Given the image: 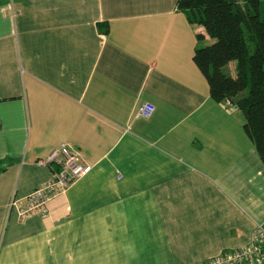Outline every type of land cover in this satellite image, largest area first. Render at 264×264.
Here are the masks:
<instances>
[{"label":"crops","instance_id":"0c3cea01","mask_svg":"<svg viewBox=\"0 0 264 264\" xmlns=\"http://www.w3.org/2000/svg\"><path fill=\"white\" fill-rule=\"evenodd\" d=\"M177 1L0 0V264H198L264 228V164ZM62 144L88 174L20 220Z\"/></svg>","mask_w":264,"mask_h":264},{"label":"trees","instance_id":"16d2710c","mask_svg":"<svg viewBox=\"0 0 264 264\" xmlns=\"http://www.w3.org/2000/svg\"><path fill=\"white\" fill-rule=\"evenodd\" d=\"M177 9L213 40L203 45L204 35L197 34L193 61L210 97L240 110L243 129L264 164V0H178Z\"/></svg>","mask_w":264,"mask_h":264},{"label":"built area","instance_id":"2783aa9c","mask_svg":"<svg viewBox=\"0 0 264 264\" xmlns=\"http://www.w3.org/2000/svg\"><path fill=\"white\" fill-rule=\"evenodd\" d=\"M8 1L11 3L12 0ZM224 103L228 107L233 106L229 101ZM153 112L154 107L145 103L137 109L135 117L148 119ZM39 164L51 166L54 170L45 184L25 197L24 205H19L15 198L11 199L8 208L16 210L20 220H24L32 214H43L45 206L51 198L66 191L85 177L90 169L81 155L66 144L55 148L47 158L39 161ZM198 264H264V228L260 224L256 225L248 245L230 252L220 253Z\"/></svg>","mask_w":264,"mask_h":264},{"label":"rangeland","instance_id":"374dc122","mask_svg":"<svg viewBox=\"0 0 264 264\" xmlns=\"http://www.w3.org/2000/svg\"><path fill=\"white\" fill-rule=\"evenodd\" d=\"M203 44V43H202Z\"/></svg>","mask_w":264,"mask_h":264}]
</instances>
